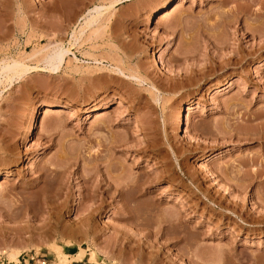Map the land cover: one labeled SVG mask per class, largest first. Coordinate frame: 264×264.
<instances>
[{
	"label": "rangeland",
	"instance_id": "rangeland-1",
	"mask_svg": "<svg viewBox=\"0 0 264 264\" xmlns=\"http://www.w3.org/2000/svg\"><path fill=\"white\" fill-rule=\"evenodd\" d=\"M110 4L0 0V61L28 68L0 87V251L14 263L87 262L97 247L96 264H264V0ZM56 45L70 50L49 71L41 57ZM86 186L107 198L100 210ZM113 186L127 199L112 201Z\"/></svg>",
	"mask_w": 264,
	"mask_h": 264
},
{
	"label": "bare ground",
	"instance_id": "bare-ground-1",
	"mask_svg": "<svg viewBox=\"0 0 264 264\" xmlns=\"http://www.w3.org/2000/svg\"><path fill=\"white\" fill-rule=\"evenodd\" d=\"M33 1V0H32ZM116 1H118V0H109V2L111 3L110 5H112L114 2H116ZM181 2V1H180ZM179 1H178V3H176L177 5L180 3ZM182 3V2H181ZM173 5V4H172ZM175 5V4H174ZM173 5V6H174ZM177 5L175 6V7H173V9L170 11V12H174V9H175V11H176V8H177ZM181 5V4H180ZM179 5V6H180ZM109 7V6H108ZM172 7V6H171ZM105 9H107V7L105 6L104 7V5H95L93 8H91V9H89L87 12H86V14L83 16V23H82V25H81V27H80V31H83V29H84V27H90L91 25H93V24H95L100 18H101V16L103 15V11L105 10ZM178 9V8H177ZM169 10V9H168ZM106 11V10H105ZM169 12V11H168ZM166 10L165 11H162L161 13H158L159 14V19H161L162 20V18H166V17H168V15H169V13H168ZM171 15V14H170ZM157 22H158V19H157ZM85 30V29H84ZM79 31V32H80ZM75 32V31H74ZM78 31H77V33H79ZM85 32V31H84ZM73 33V32H72ZM76 33V32H75ZM75 33H73V35H72V37L74 38L75 36H77V34H75ZM82 34V33H81ZM72 38V39H73ZM51 49V48H50ZM69 48H65L64 46H60V45H56L55 47H53L51 50H49L48 52H46L41 58V61L44 63V66H43V68L44 69H46V70H49V71H52V70H56V69H58V68H60V66H61V64L65 61V58H66V56H67V53L69 52ZM37 52H39V51H37ZM37 52H34V54L35 53H37ZM33 54V55H34ZM158 59H159V62H161V64H163V59H162V56L159 54V56H158ZM158 62V61H157ZM25 62H23L22 60H19V59H12V60H1L0 61V87L4 84V83H6V82H12L14 79H17V78H21V76H23L24 74H25V72L26 71H28V68H27V65L26 64H24ZM156 66V65H155ZM159 66V65H158ZM133 78L134 79H140V80H142L139 76H133ZM143 81V80H142ZM3 88V87H2ZM0 93H1V91H0ZM72 96V95H71ZM70 96V97H71ZM69 97V98H70ZM75 97V96H74ZM74 97H73V99H74ZM76 99H77V97H75ZM75 99V100H76ZM74 100V101H75ZM70 101H72V97H71V99H70ZM60 102V101H59ZM76 102V101H75ZM78 102V101H77ZM73 103V102H72ZM52 105V104H51ZM51 105H44V107H43V114L41 115V116H44V115H47L49 112H51L52 111V108H51ZM58 106H60V105H58ZM54 108H56V107H54ZM192 108L193 107H191V106H189V107H187V110H186V113L184 112V114L185 115H182L181 116V124H184L186 127H188L192 122V120H191V118H192ZM100 112H103V111H100ZM100 112H98V114L100 113ZM195 112V111H194ZM97 113V112H96ZM105 114V113H104ZM101 116H102V114L100 115H95V117L96 118H101ZM103 117V116H102ZM30 118V117H29ZM43 118V117H42ZM40 119V118H39ZM29 122V125H28V129H29V131H30V129L33 127V123H34V118L33 117H31L30 118V120L28 121ZM28 122H27V124H28ZM191 126V125H190ZM185 127V128H186ZM104 128V127H103ZM182 128H183V126H182ZM25 133V132H24ZM23 136H24V134H23ZM22 136V137H23ZM24 139H25V137H24ZM106 141V140H105ZM111 141V140H110ZM108 143V142H107ZM107 145V144H106ZM96 156V155H95ZM96 161V160H95ZM94 163V162H93ZM96 164V163H95ZM94 165V164H93ZM99 165V164H98ZM101 165V164H100ZM99 165V166H100ZM95 169V168H94ZM115 169V168H114ZM97 170V169H96ZM10 171V170H9ZM94 171V170H93ZM101 171V170H100ZM7 173V172H6ZM98 173H100V172H98ZM118 173V172H117ZM122 173V172H121ZM97 174V173H96ZM116 174V173H115ZM98 175V174H97ZM119 175V174H118ZM99 177V176H98ZM119 177V176H118ZM117 178V177H116ZM120 178H122L121 176H120ZM119 178V179H120ZM94 179V178H93ZM100 179V178H99ZM118 179V178H117ZM118 179V180H119ZM3 180H4V178H3ZM3 180H1L0 181V188L3 186V183L5 182H3ZM95 180H96V178H95ZM95 180L93 181V180H90V181H93V183L91 184V185H94V187H95V185L96 184H94V182H95ZM103 180V179H102ZM122 180V179H121ZM127 181L129 180V179H126ZM126 180H125V182H126ZM97 181V180H96ZM117 181V180H116ZM3 182V183H2ZM132 182V181H131ZM99 183V182H98ZM108 183V182H107ZM107 183L105 184V185H107ZM119 183V182H118ZM130 182H126L125 184L124 183H122L125 187L127 186V188H128V186L130 187L131 185L129 184ZM110 184V183H109ZM115 185H116V183H115ZM119 185H121V182H120V184H117V186H119ZM97 186V185H96ZM110 186V185H109ZM109 186H107V187H109ZM117 186H116V188L115 189H112V190H114V192L113 191H110L109 189H108V191L110 192L109 193V197L112 199V201L113 200H115V199H119V200H126L127 198L125 197V195L126 194H124L123 195V193L124 192H122V191H120L119 190V188H117ZM122 186V185H121ZM123 186V187H124ZM87 187V186H86ZM93 187V188H94ZM92 188V186L90 187V189ZM110 188V187H109ZM131 188V187H130ZM94 189H96V187L94 188ZM98 189V188H97ZM133 189H134V187H133ZM87 190H89L88 189V187H87ZM92 190V189H91ZM130 190H132V189H130ZM90 191V190H89ZM89 191H88V193H89ZM93 191V190H92ZM98 190H94L92 193H91V191H90V193L88 194L89 196H87V197H89V201H90V203H93V202H98L97 203V205H92V204H88V209H90V210H94V211H97L98 209H99V207H101L100 205H102V203H104V201L107 199H105V197H103L101 194L99 195V194H96V192H97ZM106 191V190H105ZM104 191V192H105ZM99 193V192H98ZM108 194V193H107ZM127 196V195H126ZM95 197H97V198H95ZM108 197V196H107ZM128 197H129V195H128ZM109 198V199H110ZM88 200V199H87ZM93 201V202H92ZM93 204H95V203H93ZM126 207V206H125ZM124 207V208H125ZM128 208V207H127ZM101 209V208H100ZM99 209V210H100ZM125 210H126V208H125ZM128 211L129 210H127V211H125V214H127L128 213ZM87 218V217H86ZM246 223V222H245ZM74 228V227H73ZM73 230V229H72ZM82 229H80V232H82L81 231ZM72 232V231H71ZM78 233V230L76 231H74V233ZM75 233V234H76ZM84 233H85V231H84ZM83 233V234H84ZM72 234H73V232H72ZM12 248V247H11ZM49 248H50V251H52L53 253H54V255L58 258L61 254H62V248L59 246V245H56V244H52L51 246H49ZM81 248V247H80ZM86 248V247H85ZM97 248V247H96ZM95 248V249H96ZM91 250V253H90V258H89V262H91V263H95L96 264V262H97V252H96V250L98 249H96V250ZM82 250H84L83 248H82ZM98 251H100L99 249H98ZM1 252H3V254L5 255V252H6V250H4V251H1ZM18 254V251H13V250H11V252H9L8 253V255H10V256H13L14 257V255H17ZM6 257V256H5ZM7 258V257H6ZM8 259V258H7ZM10 261V260H9ZM63 264H65V263H63Z\"/></svg>",
	"mask_w": 264,
	"mask_h": 264
},
{
	"label": "built area",
	"instance_id": "built-area-1",
	"mask_svg": "<svg viewBox=\"0 0 264 264\" xmlns=\"http://www.w3.org/2000/svg\"><path fill=\"white\" fill-rule=\"evenodd\" d=\"M19 257V256H18ZM0 264H47V259L44 257H39L36 255H29L28 258H25V255H20L17 263L9 261L0 251Z\"/></svg>",
	"mask_w": 264,
	"mask_h": 264
},
{
	"label": "crops",
	"instance_id": "crops-1",
	"mask_svg": "<svg viewBox=\"0 0 264 264\" xmlns=\"http://www.w3.org/2000/svg\"><path fill=\"white\" fill-rule=\"evenodd\" d=\"M90 263L89 261H84L83 258L81 260H75L72 262V264H87Z\"/></svg>",
	"mask_w": 264,
	"mask_h": 264
}]
</instances>
